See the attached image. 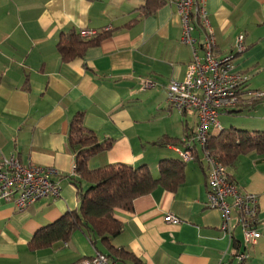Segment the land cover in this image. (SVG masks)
<instances>
[{
	"label": "crops",
	"instance_id": "1",
	"mask_svg": "<svg viewBox=\"0 0 264 264\" xmlns=\"http://www.w3.org/2000/svg\"><path fill=\"white\" fill-rule=\"evenodd\" d=\"M206 10L216 56L234 53L240 34L245 43L234 59L235 70L247 76L241 103L218 116L230 117L229 128L262 131L264 0H206ZM81 30L105 34L81 55L63 60L61 34ZM193 36L201 52L198 27ZM180 37L172 0H0V159L14 155L23 164L59 172L52 176L58 196L25 209L0 201V264H73L107 253L103 241L82 227L48 245L32 239L78 210L71 179L76 151L69 142L77 116L103 146L88 159L91 169L146 165L157 178L160 160L180 159L175 148L196 126L194 112L179 113L167 100L168 82L182 80L192 58ZM146 80L153 85L145 87ZM251 92L263 95L252 102ZM195 151L196 158L184 161V180L175 190L157 186L137 197L131 210L115 209L121 231L110 244L130 253L118 254V264H264V153L241 154L226 167L240 189L258 196L260 237L245 244L235 210L229 234L220 229L221 212L207 207L206 166L199 145ZM167 213L181 222H166ZM240 252L248 255L242 262Z\"/></svg>",
	"mask_w": 264,
	"mask_h": 264
},
{
	"label": "built area",
	"instance_id": "2",
	"mask_svg": "<svg viewBox=\"0 0 264 264\" xmlns=\"http://www.w3.org/2000/svg\"><path fill=\"white\" fill-rule=\"evenodd\" d=\"M181 20L182 43L190 46L192 58L186 66L182 80H172L166 86L167 100L179 113L194 112L196 126L192 135L182 136L181 146L176 147L179 158L187 161L195 154V145L202 150L207 171L206 205L222 214L220 229L230 234L232 210L238 213L245 244H253L260 237L258 222V196L240 189L230 179L227 168L212 155L207 147L209 136L222 130L218 115L231 113L241 103V88L247 76L235 70V56L245 50L244 35L236 38L235 52L224 56L214 54L215 40L207 18L206 0H172ZM198 27L203 34L201 52L193 36ZM107 28L106 30H108ZM84 38L96 36L94 30H81ZM153 82L146 80L145 87ZM249 100L261 97L260 92H251ZM59 172L51 167H39L21 163L14 155L0 159V201L11 202L17 209H25L40 198L58 196L59 187L52 179ZM164 220L179 224L181 220L173 214L164 215ZM248 258L247 253L237 255L239 262ZM73 264H118L105 253L96 252L90 258Z\"/></svg>",
	"mask_w": 264,
	"mask_h": 264
},
{
	"label": "trees",
	"instance_id": "3",
	"mask_svg": "<svg viewBox=\"0 0 264 264\" xmlns=\"http://www.w3.org/2000/svg\"><path fill=\"white\" fill-rule=\"evenodd\" d=\"M104 34L98 33L92 38L82 37L79 31L61 34L57 47L62 59L69 60L81 55L88 45L97 42ZM69 142L76 151V177L71 179L79 197L78 210L67 212L41 229L33 236L32 242L40 246L60 239L66 240L75 228L82 227L90 236L99 237L106 245L105 254L118 262V254L122 256L130 253L110 244V239L121 231V223L114 216L115 209L131 210L137 197L149 193L157 186L175 190L184 180V161L160 160L157 178L151 175L146 165L133 167L118 163L91 169L88 167V159L103 149V146L96 135L83 125L81 116L72 122ZM206 148L227 167L241 154L253 150L264 153V130L249 132L236 128L222 129L209 136Z\"/></svg>",
	"mask_w": 264,
	"mask_h": 264
},
{
	"label": "rangeland",
	"instance_id": "4",
	"mask_svg": "<svg viewBox=\"0 0 264 264\" xmlns=\"http://www.w3.org/2000/svg\"><path fill=\"white\" fill-rule=\"evenodd\" d=\"M228 116L226 115H220V116H218V120H219V122H220V124H221V126L224 128V129H227V128H229L230 127V123L228 122V119L230 118V117H228ZM175 156H176V154H175ZM192 162V161H191ZM187 165H188V163H187Z\"/></svg>",
	"mask_w": 264,
	"mask_h": 264
}]
</instances>
